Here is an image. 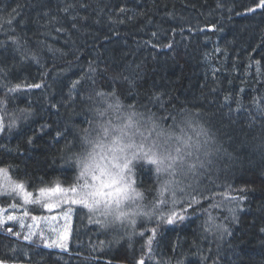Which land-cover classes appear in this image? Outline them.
<instances>
[{"label":"trees","instance_id":"1","mask_svg":"<svg viewBox=\"0 0 264 264\" xmlns=\"http://www.w3.org/2000/svg\"><path fill=\"white\" fill-rule=\"evenodd\" d=\"M258 3L0 0V168L27 189L70 187L92 130L117 111V102L119 111L140 112L165 128L199 119L220 157L201 174L195 202L189 194L174 209L160 207L183 221L143 220L128 243L117 244L76 206L66 249L0 225L3 264H264V9ZM17 84L16 92L7 91ZM21 109L31 115L24 119ZM135 177L141 185L155 176L143 167Z\"/></svg>","mask_w":264,"mask_h":264},{"label":"snow or ice","instance_id":"2","mask_svg":"<svg viewBox=\"0 0 264 264\" xmlns=\"http://www.w3.org/2000/svg\"><path fill=\"white\" fill-rule=\"evenodd\" d=\"M256 7L264 9V0H259ZM248 11L252 12L255 9L249 8ZM11 39L14 43L16 42L15 37ZM32 58L38 62L35 54H33ZM256 64L259 65V61H256ZM30 87L40 88L41 85L34 84ZM19 88L20 85L17 84L14 88H8L7 91L14 93ZM98 95L101 97L114 96L115 92L107 94L101 92ZM0 103H3V101H0ZM108 107L112 108L113 105L109 104ZM120 107L121 105L117 102L115 105L116 110L119 111ZM20 111L24 119H27V116L31 115V111L28 109H21ZM103 114V112H100V115ZM136 115L135 112L129 114L121 126L111 128L103 124L100 126L101 131L97 133V139L87 141L93 145L92 150L77 159L79 174L70 187L62 188L59 183H56L55 187L40 188L39 195L33 198V194L26 191L23 183H15L8 180L6 185L0 188V193L5 195H20L25 205L30 204L49 211L55 208H61V205H68L67 211L61 209L65 221L69 219L72 205L81 206V211L86 209L88 213L98 214L99 216L98 209L101 205H104L106 211L103 215L107 216L110 214L108 209H111L113 204L119 208L125 202L131 201L135 203L137 198H142L143 193L134 187L136 181L132 178V173L137 167L143 168L144 164L136 163L133 166L132 162L134 160L136 162L144 161L148 165L154 166L157 174H167L169 179L161 182L159 196L156 199V203L150 209L145 210L143 206L137 204V210L132 213L131 217L126 212L118 211L114 224L119 223L124 225L127 222L128 225L133 227V231L128 233L131 236L137 234L134 231L137 217L149 223L157 217L160 220L166 219L169 224L173 223L176 219L183 221L185 219L184 216H178L174 210L165 213L159 206H166L170 203L174 209L180 203L182 196L178 198L177 193L184 194V188L180 186L181 182L176 179V174L177 172H183L187 175L188 172L196 173L198 171L197 163L190 162L191 157L194 151L198 152L200 149L205 148L207 141L202 144L197 138L195 144H193V137L188 135L187 129H195L198 126L193 123L191 118L169 125L167 128L149 118L151 121L150 127H145L139 120L134 119ZM16 119L18 117H12L9 127L15 126ZM108 123L111 124V121ZM4 130L3 118H0V132ZM203 134L205 132L202 128L196 132L197 137ZM56 135L60 136L62 133L58 131ZM159 145H163V151H161ZM204 155L208 157L211 155V152L205 151ZM196 159L199 167L203 168L205 162L199 160L198 156ZM185 167L187 169L186 171ZM4 171L0 169V172ZM165 193H170V201L161 198ZM190 198L195 202L194 197ZM12 207L15 208L16 205H12ZM3 211V209H0V225H4L6 220L19 221L21 227H23V217H29L30 215L25 210L23 217H17L12 214L4 217L2 215ZM30 218L34 222V225H39L41 221L48 222L49 220L55 221L57 219L55 216H31ZM95 223L99 224L101 228L109 227L102 220H96ZM7 231L11 233L12 229L8 228ZM51 231L55 233V238L51 240L45 239L44 242L46 245L50 248L66 249L69 238L67 226L62 230L53 228ZM151 232L152 236L147 239L149 252H151V245L156 235V229H151ZM40 234L43 236V232ZM15 235L19 236L20 233L17 232ZM33 235L35 233L30 232L29 235H25L23 238L25 240H31ZM149 258L152 259L153 257ZM0 264H3V261H0ZM137 264H145L144 259H140Z\"/></svg>","mask_w":264,"mask_h":264},{"label":"rangeland","instance_id":"3","mask_svg":"<svg viewBox=\"0 0 264 264\" xmlns=\"http://www.w3.org/2000/svg\"><path fill=\"white\" fill-rule=\"evenodd\" d=\"M136 114L137 115L134 117V119L139 120L140 123L144 125L145 127H150L151 121L148 118H146L144 114L140 112ZM128 115L129 114L125 112L115 111L114 113L110 114L108 118L104 117V119L101 122H99L100 125H97V127L94 128V130H92L93 132L91 131L92 135L89 137L88 140L97 139V133L101 131L100 126L102 124L110 128L114 126H121L125 122L126 117ZM109 121H111V124L108 123ZM192 121L195 125L198 126L195 129H187L188 135H191L193 137V141H192L193 144H195L197 138L200 140L202 144H204L205 141H207V144L205 148L200 149L198 152L194 151L193 156L191 157L190 162H196L198 166V171L196 173L188 172L187 175H185L183 172H177L176 179L181 182L180 186L184 188V194H181L179 192L177 193L178 198H181V196L182 198H184L188 196L189 194L191 197L194 191H196L199 186L201 174L205 171L213 170L216 164L218 163V159H220V157H218V154L214 153V149H212L213 142L208 135V132H207L208 129L204 128V126L200 123L199 119L195 121L192 120ZM201 128L204 130L205 134L197 137L196 132L200 131ZM92 147L93 145L88 143L86 153L88 151H91ZM97 151H99V149H97ZM205 151L211 152V155L208 157H205L204 155ZM197 156L199 157V160H202L205 162V166L203 168L199 167V163L196 159ZM137 163H142L144 164V167L150 168L154 172V176H155L153 180L151 181L145 180V183L143 182L144 184L139 185L135 177L136 173H138L139 167L135 168L132 173V178L136 181L134 187L143 193L142 198H137V199L140 201L144 209L148 210L156 203V199L159 196V189L161 186V182L168 180L169 176L167 174H157L154 170V166L148 165L144 161H140ZM3 170L5 171L0 172V188H3L6 185L8 180H11L15 183H20L12 177L11 173L8 170L6 169H3ZM186 170L187 169L185 167V171ZM62 188H65V187H62ZM25 189L26 191L31 192L33 194V198L39 195V191L38 192L30 191L29 189L26 188V186H25ZM161 198L167 199L170 201L171 195L170 193H165L164 196ZM12 205H16V207L13 208ZM76 206L77 205H72V209ZM159 207L162 208L165 206L161 205ZM0 209L4 210L2 213L4 217H6L9 214L16 215L17 217H23L24 211L27 210L30 215L29 217H23V227H21V224L19 221H7V220L5 224L2 226H10L11 229H13L15 226L16 227L19 226L18 233L22 234L23 236L29 235L30 232L35 233V235H33L31 240L35 239V240L45 243L44 242L45 239L51 240L55 238V233H53L51 229L55 228V229L62 230L63 228H65V226H67L69 230V235H70L72 211L67 221H65L63 217V213L61 211V209H63L64 211H67L68 205H61V208H55L49 211L47 209H43L38 206H33L30 204L25 205L23 198L20 195H5L3 193H0ZM31 216H47V217L55 216L57 217V219L55 221L49 220L48 222L41 221L39 225H34V222L30 218ZM92 219L96 221V220H101L102 218L98 214H92ZM136 219H137V223L134 229L135 233L137 232L139 225L143 221V219L140 217H137ZM106 229L109 230L113 234V236L115 237L117 241L116 242L117 244L128 243L129 238L133 236V235L131 236L128 235L129 232L133 231V227L131 225H128L127 222H125L124 225L116 223L114 225L107 227ZM41 232H43V236L40 234Z\"/></svg>","mask_w":264,"mask_h":264},{"label":"clouds","instance_id":"4","mask_svg":"<svg viewBox=\"0 0 264 264\" xmlns=\"http://www.w3.org/2000/svg\"><path fill=\"white\" fill-rule=\"evenodd\" d=\"M159 144V142H158ZM161 147V151H163V145H159ZM123 162V161H122ZM133 166L137 163L135 160L132 162ZM139 204L141 205L140 201L137 199L135 203L128 201L125 202L124 204L120 205L119 208L115 204L112 205L111 209H108L110 212L109 215L105 216L103 213L106 211L105 206L101 205L100 208L98 209V213L100 214V217L102 218L101 220L104 221L108 226L114 225V220L117 215V212H126L128 213L129 217L132 216V213L136 211V205ZM142 206V205H141ZM116 224V223H115Z\"/></svg>","mask_w":264,"mask_h":264}]
</instances>
